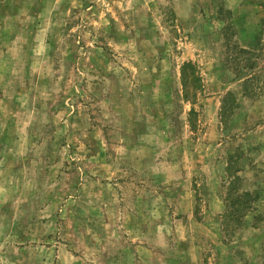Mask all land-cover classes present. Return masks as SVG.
<instances>
[{"label":"rangeland","instance_id":"1","mask_svg":"<svg viewBox=\"0 0 264 264\" xmlns=\"http://www.w3.org/2000/svg\"><path fill=\"white\" fill-rule=\"evenodd\" d=\"M0 264H264V0H0Z\"/></svg>","mask_w":264,"mask_h":264},{"label":"crops","instance_id":"2","mask_svg":"<svg viewBox=\"0 0 264 264\" xmlns=\"http://www.w3.org/2000/svg\"><path fill=\"white\" fill-rule=\"evenodd\" d=\"M247 7L246 6H241V7H231V9L233 10V12L235 14H239V13H244L243 16L244 18L241 19V21L237 22L239 23L240 25V31H239V36H240V39H241V45H244V46H240V47H249L250 45L253 44L254 40H255V35L257 34V26H258V23L260 22L261 20V12L259 11L257 13V10L254 12V14H249L246 12V9ZM176 11L174 12L175 15H177L180 20H182V24H183V28L184 29H191L192 27V23L187 21L188 19L186 18L188 16V13L187 12H183V11H180L178 9H175ZM162 12V11H161ZM173 13V12H172ZM209 13H213V12H209ZM214 13H217V12H214ZM216 20L218 22H220V27H223L224 25V22L221 21L220 19L216 18ZM187 24V25H186ZM201 27V26H200ZM170 29H171V26H170ZM189 37V36H187ZM194 45V41L191 40L190 42L186 41V45L189 47L190 45ZM196 45V44H195ZM194 45V46H195ZM189 50L186 51V54L184 52V55H182L180 58L182 59V63L185 64L186 62H192V60H194L192 58L191 55H189ZM235 85L238 86V88H240L238 90L235 89ZM227 89L223 91V95L220 93L218 96H216V98H218V102H219V105L217 107V109L219 110L220 108V111L222 110V99H223V96L224 94H226L227 92H232L237 101H239V97H242L244 96V94H246V90L244 88H242V83L240 81H233V82H230L228 85H227ZM239 96V97H238ZM221 98V99H220ZM192 107L189 109L188 111V115H190V111H191ZM196 110V109H195ZM221 114V112H220ZM191 121H188V127L189 129L192 131L193 130V127L191 126ZM208 128H212L213 130V125H210ZM193 132V131H192ZM220 199H213L211 204H210V208H214L212 210V213H217V212H220L221 211V208L223 207V201L221 200L220 202ZM217 207H220V210L219 209H216Z\"/></svg>","mask_w":264,"mask_h":264},{"label":"trees","instance_id":"3","mask_svg":"<svg viewBox=\"0 0 264 264\" xmlns=\"http://www.w3.org/2000/svg\"><path fill=\"white\" fill-rule=\"evenodd\" d=\"M240 49V51L239 52H243V53H250L252 50H248V49H246V48H239ZM189 63H191V62H186L185 64H184V66H186V64H189ZM226 95H231V96H233L234 97V94L232 93V92H227L226 93ZM235 98V97H234ZM228 99V98H227ZM235 100L237 101V99L235 98ZM225 104H226V98H225V96L223 97V99H222V110H224V107H225ZM226 110V109H225ZM194 113H196V110H195V108H192L191 109V111H190V115L191 114H194ZM246 195V194H245Z\"/></svg>","mask_w":264,"mask_h":264}]
</instances>
